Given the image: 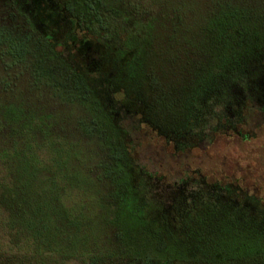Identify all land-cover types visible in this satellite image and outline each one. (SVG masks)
Segmentation results:
<instances>
[{
  "label": "rangeland",
  "instance_id": "obj_1",
  "mask_svg": "<svg viewBox=\"0 0 264 264\" xmlns=\"http://www.w3.org/2000/svg\"><path fill=\"white\" fill-rule=\"evenodd\" d=\"M26 1L31 3L26 5L28 9L32 7L36 13L30 20L16 9V4L21 6ZM113 6L124 8L118 19H129L127 24L114 23L109 10ZM234 9L238 21H250L252 31H264L259 25L264 22V0H0V133L5 128L2 113L9 104L8 109L24 113L23 122L32 128L51 127L63 132L59 139L44 140L41 144L33 138L29 164L21 161L15 170L25 175L48 173V187L4 191L14 207L6 208L0 201V264H90L87 260L99 251L113 259V264H151L153 259L157 263L161 255L153 258L156 244L146 248L133 243L136 237L129 229L138 226L143 234L140 237L155 235L157 242L163 244L165 236L161 228L170 221L177 225L172 232L179 236L176 239L196 245L195 256L209 253L211 245L218 241L219 248L227 245L229 254L224 253V258H237L232 264L259 262V251L264 250V112L258 103L251 110L247 107V118L238 122L235 129L208 127L203 132L206 137L196 144L197 137L191 134L188 145H195L189 148L179 147L177 132L165 133L152 121H141L142 110L148 114L147 118L149 112L156 111L167 128L189 132L193 124H189L191 111L186 107L188 91L183 89L209 77L210 70L225 61V54L230 52L228 46L216 45L213 38L236 36L228 21ZM99 26L110 30L102 33L104 39L98 34ZM113 32L124 37L156 39L146 49L145 58L152 81L160 89L154 93L152 104L144 98L145 105L141 108L124 90L115 92L109 84L116 81L112 68L133 57L131 54L124 59L113 57L110 45L113 40L117 42ZM17 49L24 51L22 56ZM243 62L240 53L238 66L244 65ZM94 63L98 64L96 67L102 64L106 72L111 71L108 81L102 78L101 71L90 73H97L93 75L94 82L87 78L86 68ZM65 64L79 70L80 75L73 74ZM103 85L113 90V107H121L113 113L118 114L127 138L114 125L109 129L114 135H109L124 140L130 160H115L112 154L115 150L110 146V154L100 168L98 164L105 150L88 144L91 154L83 153L80 162H86L85 166L91 162L95 168L93 175L89 173V179L97 176L92 183L95 190H85L87 187L82 185L63 190V168L66 170L69 165V150L77 153L75 144L67 145L62 137H66L71 126L79 127L77 130L86 129L84 125L95 127L92 122L96 115L101 120L96 110L105 106L100 100L105 91L101 90ZM63 101L72 108L73 117L81 118L80 122L71 116ZM39 112H43L42 118L47 121L36 119ZM186 112L182 123L181 117ZM209 120L213 121L210 117ZM107 128L97 130L108 133ZM7 139L6 142L11 140ZM0 143V188L2 185L8 188L13 186L9 169L12 170L10 166H14L16 157L2 152L9 150V143L4 139ZM116 143L115 140V146ZM13 146L17 148L18 142ZM80 151L86 152L87 148L82 145ZM120 165L131 181L134 177L133 182L139 183L137 187L127 190L122 186L119 190V185L110 182L113 186L100 177L104 166L113 175ZM183 183L189 192L209 187L191 194L184 190ZM216 184L227 186L221 189L222 193L235 194L238 203L215 206L212 199L221 193L211 189ZM132 190L139 192L136 198L139 201L133 202ZM141 196L145 202L140 200ZM246 201L250 203L247 211L232 209L240 208ZM128 214L134 216L133 220L127 218ZM68 223L78 224V230L67 231ZM102 225L109 227L103 229ZM130 249L139 253L129 252ZM116 255L127 259L119 260Z\"/></svg>",
  "mask_w": 264,
  "mask_h": 264
},
{
  "label": "trees",
  "instance_id": "obj_2",
  "mask_svg": "<svg viewBox=\"0 0 264 264\" xmlns=\"http://www.w3.org/2000/svg\"><path fill=\"white\" fill-rule=\"evenodd\" d=\"M124 1V0H123ZM30 2V1H29ZM29 2H24V5H17L16 9L22 14L26 15L27 18L35 17L36 13L33 12V8L26 6L28 4H31ZM121 2V0H120ZM100 3V2H99ZM127 3V2H126ZM100 8L103 7L101 3L99 4ZM123 6V5H122ZM105 8H109L108 6ZM30 10V12H27ZM112 15L114 16V23H118L121 21H124L126 24L128 23L127 18L120 17V15L123 14L124 8H117L114 9V6L112 9H109ZM114 10V12H113ZM104 11V10H103ZM31 13L32 16L29 15ZM111 15V16H112ZM238 14L237 11L231 12L228 16L229 23L234 27V34L236 35L234 38H231V36H218V38H213L216 45L219 46H228V50L230 51L227 55L225 54L226 58L225 61H223L219 66L213 67L209 72V77L196 80L193 82L192 85H190V88L187 89V86H185L183 91H188V95L186 94L185 100H186V107H188V110L191 111L189 113L190 123L193 124L192 128H189V132H179V131H173L172 129L167 128L166 124L163 123V118H160V114L156 113V111L149 112V117L147 118V113L142 110L143 115L141 117V121L144 120V122L149 121L153 123L154 126L161 127V129L165 133H172L177 132L179 138L177 139L179 141V147H193L196 143L199 141H202L206 136H204L203 132L206 128L211 127L214 130L215 129H235L238 122L244 121L246 117V114L251 110V108H254V103H258L259 108L264 112V31H258L257 29L251 30L252 27L250 25V21L244 20V21H238ZM28 20V19H27ZM132 22L134 20L131 18ZM91 21V20H90ZM33 22V21H32ZM93 21H91L92 23ZM33 25V24H32ZM110 24H108L109 26ZM261 27H264V22L259 24ZM108 27H101L99 26L100 33L98 31V34H100V37L103 38L104 32L110 31L108 30ZM91 31V30H90ZM108 33V32H107ZM92 34V32H91ZM97 34V33H96ZM113 34L117 37L116 40H113V45H110L111 51L110 53H114L115 55L113 57H118L124 59L125 56L128 54H131L133 57L131 60H126L122 63L116 64V67L112 68L116 72V81L114 84L109 83L112 85L113 90L116 91H125V94L130 99H133L134 101H137L139 104H141V108L143 105H145V99L146 101L152 104L154 102V93L159 92L160 89L157 88V85H154V82L152 81V76L150 69L146 66V49H149L151 43H155L154 36L153 39L148 37H139L136 38L134 35H128L124 37L121 33L113 32ZM106 38L108 35H105ZM2 36H0L1 38ZM238 37V40L236 39ZM125 38V39H124ZM47 43V42H46ZM47 45L52 48L51 44ZM238 47V48H236ZM247 48V49H244ZM244 49V50H243ZM17 53L21 55L24 53L23 50L17 49ZM241 53V57L243 59L242 66H238L237 59ZM22 56V55H21ZM112 58L111 56L109 57ZM4 59V58H3ZM109 59V60H110ZM108 60V62H109ZM115 61V60H114ZM64 62V61H63ZM111 62V61H110ZM94 63V66H88L86 68L87 73L89 76L87 78L94 82V79L96 76L90 75L91 72H99L105 80L108 81L107 78L111 75L110 72H106L102 68V64H100L99 67H96ZM109 65V64H108ZM110 66V65H109ZM65 67H69L70 71L79 76L80 71L73 69L70 65L65 64ZM92 76V77H91ZM217 76H220V79H217ZM81 80V79H80ZM155 88L154 92L153 89ZM101 90H105L102 94H100V100H102V103L105 105L104 107L100 108L102 110H96L98 113V116H100L101 120L98 119L97 115L93 118V125L94 126H87L86 129H79L77 130L76 126H71L68 130H66V134L62 137L64 142L69 144H75V152L77 154H74L72 150H69V165L66 170L63 168V190H67L70 188H78L81 185L88 190H95L94 186H92V183L96 180L97 176L94 175L92 178L89 179V173L90 175H93L95 173V168L92 167V163L88 166H85L86 162H80L82 159V154H91L92 150L89 148V145H94L95 148L98 146L100 150H105V154H101V159L99 161L98 166L103 165V160L109 155V149L110 146L114 148L115 151L112 152L114 155L115 160H130L129 154L127 153V148L125 147L124 140L115 139V137H111L109 133V129H112V125H114V128L120 131L121 135L127 138L125 135V132L123 128L120 126V121L118 114L116 115L114 112L120 111L121 107L118 106V110L115 109L111 103V100L113 99L112 89H108L106 86H102ZM153 92V93H152ZM86 100H88L87 96H84ZM99 100V97H97ZM102 98V99H101ZM145 98V99H144ZM180 98H182L180 96ZM179 98V99H180ZM90 100V99H89ZM71 111V116L73 117L74 114H72V108L68 105L67 102H64ZM89 105H92V102H87ZM88 105V104H87ZM10 104L5 107L2 116L3 119L1 120L5 124V128L3 129V132L0 133V142L5 141V143H9L10 146H8L9 150L2 151L7 156L14 155L16 157L14 166L9 169L11 180L13 182V186L4 188L2 185V188L0 190H3L0 196L1 204L5 205L7 207H14L11 206V203L9 201L8 194L4 193V191H10V190H19V187H25V190H39L45 186V188L48 187V179L49 174L46 172L38 171L37 174L33 175H25V174H17L15 172L17 166L21 161H26L29 164V158H30V142L33 138H36L37 141L41 144L44 142V140H50L52 138H58V136L62 135L63 132L59 131L56 128H48L47 130L44 129H38V128H32L29 126L26 121L23 122V114L17 113L16 111L12 109H8ZM248 107V108H247ZM93 110H95L93 107H91ZM104 108V109H103ZM185 110V109H184ZM95 111V112H96ZM16 112V113H15ZM129 113L128 111H126ZM26 114V113H25ZM43 112L37 113L36 119L39 121L41 119ZM156 116V117H155ZM106 117V118H105ZM155 117V119L153 118ZM187 117V112L185 115L181 117L182 123H184ZM209 117L212 120H209ZM227 119H225V118ZM76 118V117H73ZM44 119V118H42ZM79 122L81 121V118H76ZM107 119V120H106ZM46 120V119H44ZM43 120V121H44ZM47 121V120H46ZM193 122V123H192ZM33 123H35L33 121ZM79 124V123H78ZM108 127L107 131L108 133L98 132L97 129L102 127ZM111 126V127H110ZM166 126V127H165ZM42 128V127H41ZM96 128V130H95ZM114 131V130H113ZM192 132V133H191ZM95 134V135H94ZM110 134V135H109ZM194 135L197 137V141L193 146L188 145L190 136ZM128 135V134H127ZM20 137V140L23 139L21 142L18 139ZM123 137V138H124ZM11 139L9 142H6L8 139ZM186 139V141H185ZM78 140L79 142H77ZM115 140L117 146H115ZM16 142H18V147L15 148L13 145H16ZM89 144V145H88ZM1 145V143H0ZM84 145L87 148L86 152H81L80 148ZM93 147V146H92ZM108 151V152H107ZM122 151V152H121ZM113 157V158H114ZM32 159V158H31ZM107 159V158H106ZM106 162V161H105ZM89 169V171H87ZM37 171V170H36ZM101 175L100 177L103 180H107L109 183H113L115 185H119V190H122V186H126L129 190L131 187L134 188L139 185V183L133 182L134 177L129 179L124 173L125 169L122 165L118 166L115 170V173L112 175V172L110 174V169L106 168L105 166L103 169L100 170ZM42 172V173H41ZM130 173V172H129ZM112 175V176H110ZM131 175V173H130ZM133 175V174H132ZM131 175V176H132ZM136 175V174H134ZM83 181V182H81ZM144 181V180H143ZM84 183V184H83ZM110 183V184H111ZM111 184V185H113ZM185 189L188 190V193H193L195 191L203 190L204 188H207L209 186H202L199 190H194L193 192H189V188L186 185V183H183ZM114 186V185H113ZM125 187V188H126ZM130 187V188H129ZM227 186H221L220 184H216L214 186H211L212 190H216L217 192H220L222 188H225ZM81 188V187H80ZM208 189V188H207ZM125 190V189H124ZM130 192V191H129ZM136 192V193H135ZM137 190H132L130 193L134 196V201H139L137 198L138 196ZM232 192V191H231ZM225 193H221L219 195H216L213 197V201L215 206L221 207L222 205H234L237 204L236 195H229ZM214 196V195H213ZM190 198V195L186 196ZM140 200L143 201V197H140ZM250 203L244 202L243 206L240 208H233L232 209H244V211H247L250 209V205H247ZM128 209V207H127ZM166 209H170L168 206H166ZM253 209V208H252ZM13 210V208H12ZM167 210H165L166 212ZM174 211V210H173ZM233 211V210H232ZM14 214V213H13ZM15 215V214H14ZM13 215V216H14ZM132 214H128L127 218H131L133 220V217H131ZM17 216V214L15 215ZM202 219L203 217H199ZM15 222V218H14ZM16 224V222H15ZM22 226V225H21ZM176 224L173 221L165 222V224L162 225V230L164 232V239L165 242L163 244H159L157 242V238L155 235H153L150 238H146L144 236L140 237V235H143L141 231H139V227L134 225L133 230H130V233L132 236H135L136 239H134L133 243L135 244H141L147 247H151L152 244H156L153 249V258L158 257L156 255H161V260L157 263L150 262L151 264H219V262H223L225 264H229L231 261V264L236 260L237 258L231 259L228 256L224 258V253H227V245L226 248H219L217 247L219 242L215 241L213 245H211V249L209 253H205L202 255L195 256L194 250H198L196 245L190 244L189 241L186 239H176L179 236H176V234L172 235V232L176 230ZM196 226V225H195ZM23 227V226H22ZM26 227V226H24ZM109 227V226H105ZM104 227V228H105ZM79 226L78 224L74 223H68L65 225V229L69 232H73V230H78ZM103 228V225H102ZM103 228V229H104ZM146 239V240H143ZM147 241L148 243H145ZM131 246V245H130ZM201 247V246H199ZM51 250V249H50ZM62 250V249H61ZM129 252H137L136 250L130 249ZM155 250L159 251V253H156ZM98 251V250H97ZM104 251V250H102ZM105 252V251H104ZM67 253H64L63 250V256ZM119 256V255H116ZM243 255H241V258H245ZM93 259H88L87 261L90 264H113L111 260L109 259V256L104 253L99 252H93L92 254ZM127 257H121L117 259H122ZM160 258V257H158ZM240 258V257H239ZM227 261H224L226 260ZM109 261V262H108ZM111 261V262H110ZM258 263L257 264H264V250H260L258 254Z\"/></svg>",
  "mask_w": 264,
  "mask_h": 264
}]
</instances>
